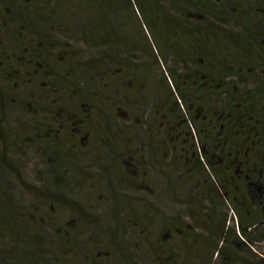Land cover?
<instances>
[{
  "label": "rangeland",
  "instance_id": "374dc122",
  "mask_svg": "<svg viewBox=\"0 0 264 264\" xmlns=\"http://www.w3.org/2000/svg\"><path fill=\"white\" fill-rule=\"evenodd\" d=\"M87 2L0 0V90L7 101L2 131L9 159L27 185L46 187L52 181L45 150L66 151L77 180L65 195L94 217L83 221L67 204L35 197L15 172L2 171L22 215L23 240L14 247L17 239L0 226V260L8 253L30 256L37 248L45 264H218L207 233L192 227L183 202L191 197L204 205L205 176L172 167L161 151L159 163L147 158L148 135L159 126L150 121L149 130L152 110L144 94L157 90L154 82L164 85L161 74L155 68L136 83L138 76L123 63L115 69L89 62L97 52L73 37L70 21L77 8L93 10L94 1ZM245 17L255 24L259 15ZM4 146L0 135V152ZM230 217L236 224L229 210ZM204 227L212 232L207 221ZM254 250L256 261L264 243Z\"/></svg>",
  "mask_w": 264,
  "mask_h": 264
},
{
  "label": "trees",
  "instance_id": "16d2710c",
  "mask_svg": "<svg viewBox=\"0 0 264 264\" xmlns=\"http://www.w3.org/2000/svg\"><path fill=\"white\" fill-rule=\"evenodd\" d=\"M93 1V10L84 13L77 8L70 20L76 25L73 37L97 52L89 62H104L115 69L123 63L138 76L136 83H143L157 68L164 82H154L157 90L144 94L152 110L146 121L149 130L151 122L159 126L148 135L147 158L159 163L161 151L170 157L167 163L172 167L175 163L186 172L205 176L204 205L191 197L183 202L192 227L207 233L208 251L215 253L216 263L264 264V255L256 261L251 258H257L254 245L264 243L260 229L264 221V54H260L264 0ZM249 12L259 15L255 24L246 21ZM148 81L152 79L144 86L150 85ZM0 103L5 148L2 125L7 101L1 90ZM6 148L0 152V172H15L35 197L67 204L81 220H94L65 195L77 180L66 151L45 150L49 188L27 185ZM5 186L0 174V226L17 239V247L23 240L19 236L22 215ZM206 202H210L208 209H204ZM216 208L221 210L217 221ZM229 210L236 224L231 225ZM206 221L212 232L205 229ZM37 251L22 257L3 254L0 264H45Z\"/></svg>",
  "mask_w": 264,
  "mask_h": 264
}]
</instances>
